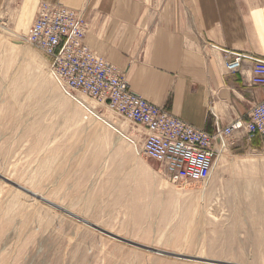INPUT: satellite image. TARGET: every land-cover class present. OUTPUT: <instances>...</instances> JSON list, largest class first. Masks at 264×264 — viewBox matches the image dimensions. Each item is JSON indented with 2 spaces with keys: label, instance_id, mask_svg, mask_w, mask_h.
<instances>
[{
  "label": "rangeland",
  "instance_id": "1",
  "mask_svg": "<svg viewBox=\"0 0 264 264\" xmlns=\"http://www.w3.org/2000/svg\"><path fill=\"white\" fill-rule=\"evenodd\" d=\"M22 2L0 0V264H264V140L174 183L138 127L63 91Z\"/></svg>",
  "mask_w": 264,
  "mask_h": 264
},
{
  "label": "crops",
  "instance_id": "2",
  "mask_svg": "<svg viewBox=\"0 0 264 264\" xmlns=\"http://www.w3.org/2000/svg\"><path fill=\"white\" fill-rule=\"evenodd\" d=\"M40 1L22 2L31 26ZM45 1L82 10L87 45L127 71L133 92L207 133L248 121L264 101L249 83L252 63L229 73L223 53L264 57V0Z\"/></svg>",
  "mask_w": 264,
  "mask_h": 264
},
{
  "label": "built area",
  "instance_id": "3",
  "mask_svg": "<svg viewBox=\"0 0 264 264\" xmlns=\"http://www.w3.org/2000/svg\"><path fill=\"white\" fill-rule=\"evenodd\" d=\"M88 30L82 10L43 0L25 40L46 57L63 91L87 97L138 127L143 137L141 153L164 168L174 183H204L229 146L264 139V101L253 107L248 121L238 120L224 128L217 123L216 131L207 133L133 92L127 71L87 45ZM223 53L229 73H243L245 62L250 61L249 83L264 89V57Z\"/></svg>",
  "mask_w": 264,
  "mask_h": 264
},
{
  "label": "trees",
  "instance_id": "4",
  "mask_svg": "<svg viewBox=\"0 0 264 264\" xmlns=\"http://www.w3.org/2000/svg\"><path fill=\"white\" fill-rule=\"evenodd\" d=\"M254 143H257V141H256V140H254Z\"/></svg>",
  "mask_w": 264,
  "mask_h": 264
}]
</instances>
